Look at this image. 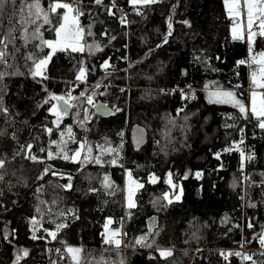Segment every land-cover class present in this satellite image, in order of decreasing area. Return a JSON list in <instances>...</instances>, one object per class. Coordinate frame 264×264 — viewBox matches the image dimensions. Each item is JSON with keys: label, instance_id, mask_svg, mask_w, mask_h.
Returning <instances> with one entry per match:
<instances>
[{"label": "trees", "instance_id": "obj_1", "mask_svg": "<svg viewBox=\"0 0 264 264\" xmlns=\"http://www.w3.org/2000/svg\"><path fill=\"white\" fill-rule=\"evenodd\" d=\"M50 2L42 0L45 8ZM25 3L0 6V38L17 29L7 65L0 64V71L15 73L0 79V264H73L67 246L82 249L80 264H264L257 239L264 235V129L235 105L206 98L211 90H230L247 103L252 88L249 44L231 37L224 0H159L139 12L128 0H81L85 50L56 52L35 77L34 62L48 48L23 38ZM57 24L38 21L43 39L55 38ZM38 25H26L28 32ZM252 49L264 51V37L254 36ZM81 67L85 80L76 79ZM50 94L76 98L59 126ZM103 106L106 112L97 114ZM133 125L147 134L137 149L129 140ZM53 140L66 141L70 156L77 141H87L101 163L84 162L87 149L79 162L49 159V150L58 151ZM125 172L143 185L132 208L123 203ZM109 219L108 228L121 234L119 249L104 243ZM59 224L67 227L53 239ZM141 236L152 246L135 244ZM158 249L172 255L161 257ZM222 252L241 256L225 259Z\"/></svg>", "mask_w": 264, "mask_h": 264}, {"label": "snow or ice", "instance_id": "obj_2", "mask_svg": "<svg viewBox=\"0 0 264 264\" xmlns=\"http://www.w3.org/2000/svg\"><path fill=\"white\" fill-rule=\"evenodd\" d=\"M12 3H15L16 0H11ZM95 4L100 5L102 4L103 0H94ZM128 2L133 6L134 10L139 12V6L144 5H152L155 3H158L159 0H128ZM5 3V0H0V6H2ZM225 6L227 8V13L230 18L234 21V26L232 29L233 38L234 39H242L243 32H247V38L249 41H252L254 36H260L264 37V0H224ZM115 7V3L112 5ZM63 10V11H61ZM109 14H114L111 12V9H109ZM84 15V12L81 7V0H51V2L48 4L47 8H45L42 4V0H30V2H27L23 7L20 9V27L23 29L24 36L23 38L27 41L29 37L31 36L32 39H39L41 41V44L46 46L50 49V51L47 53V55L39 59L38 61L34 62V68L32 70V75L35 76H43V71L48 62L51 60L52 56L58 52V51H71L73 53L75 52H83L85 50V46L82 42L83 40V34H84V28L80 25L79 17ZM246 18V26L242 27L240 24L241 17ZM53 18L57 19L58 24L53 27V31L55 32V39L53 40H47L43 39L42 33H41V26L38 25V21H43V24L50 25L53 22ZM125 18L121 17V23H125ZM187 23V21H185ZM26 25H38L34 28L32 33L28 32V29ZM254 26L258 29V31H253ZM169 33L168 35H171V28L172 24L169 22L168 24ZM17 29L12 28L9 29V31L0 38V64L7 65V57L9 55L8 52V45L11 43H14L16 40V36L13 35L14 32H16ZM88 35H91V31L87 33ZM165 42H167V37H165ZM40 45H37L39 47ZM89 51L91 52L92 46H88ZM97 50L99 49V46H96ZM28 59H32V56L30 55ZM252 62L257 63L259 65V76L260 79H257V72L254 71L252 73V84L254 88H264V53H260L259 60L254 56L252 57ZM240 64H244L245 61H239ZM251 66V65H250ZM105 69L109 67L108 61L106 60L104 64L102 65ZM86 69L81 67L79 71V75L76 77L77 80H85L86 79ZM15 73H7L0 71V79H3L5 75H11ZM46 78V77H45ZM99 85H97L98 87ZM175 91V90H173ZM81 96H85L84 92H81ZM212 96L216 97L217 100L215 102H223V103H233L236 107L239 108L241 113H244L245 115H251L257 118L258 120V126L261 129H264V93L259 94V106L257 105V97L258 93L256 91H253L251 93V107L250 109L246 108L245 104L236 97V94L232 91H222V92H214L211 94ZM50 99L55 101H63V105L58 106L57 104H53L52 107L49 109L50 112H54V114L57 116V119L55 123L57 126H59L60 119L63 115L68 114V108L71 107L69 101L72 99H76L74 97H71L69 94L68 99L66 100L64 96H57L55 94H50ZM88 104H93V96L88 95L86 97ZM4 111H7V109H3ZM87 119V116L85 117ZM83 123V122H81ZM47 132L51 134L53 132L52 128H47ZM67 133L69 136V139H72V129L69 127L67 129ZM64 132H61V137L64 136ZM242 142V141H241ZM79 148L76 149L73 154L70 156L67 151H65V148L67 146L66 141H52V144L57 145L58 151L54 154L51 150L48 151L47 156L49 159H53L54 156H60L62 155V158L65 160L71 159L73 162H79L82 151L84 149H87L86 155L83 156L84 162H88L89 160H93L95 163L99 164L101 163V160L99 157H92L90 154L92 153L93 149L92 146L88 144L87 141L84 142H78ZM100 147V146H97ZM27 148L31 150L32 145H27ZM41 151H45V149L41 148ZM230 149H225V151H229ZM102 151H115L113 149H102ZM243 156V153H241ZM219 156V153L217 154ZM32 160H36L37 157L30 156L29 157ZM252 157H248V159H251ZM111 163L115 164L116 160L113 159ZM4 161L0 160V167H3ZM45 173L48 172V169L45 168ZM200 173H197V176H199ZM129 177L131 178V173H129ZM2 179V177H0ZM71 177H69V180ZM153 183H155V180H152ZM103 183L106 187H110L109 183V177L106 175L103 178ZM168 183L171 184V174H169V180ZM66 187L70 188L71 183L66 185ZM137 187H143V185H137ZM95 191V189H93ZM182 191V190H181ZM133 191L130 188L129 189V197H128V207L132 208L135 207V204L132 200ZM164 197H168V193L164 194ZM179 199V197H177ZM171 201H169L170 203ZM36 223V221H34ZM112 223V220L109 219L107 223L105 224V233L104 235V243L109 245H115L116 249H119L122 243V240L120 237L119 230H109L108 226ZM67 227L66 224H59L57 225V228L55 231H51L49 234L52 236L53 239L57 238V233L60 231V229H63ZM248 227H252L251 224L248 225ZM37 237L34 235L33 239H36ZM260 244L264 246V235H260L257 237ZM147 240V236H141L136 239L135 244L145 246V247H151V244H146L145 241ZM154 243V242H153ZM61 249H56V252H60ZM82 249L77 247H67L66 254H69L70 261L73 262V264H80L79 260V254L81 253ZM159 254L161 257H169L172 255L171 249H158ZM23 255L27 256L28 251L26 249L23 250ZM221 255L225 256V259H227L228 255H235V256H241L240 252H232V253H221ZM245 260H251V256L244 255L242 257ZM20 259V256H17V261ZM120 264H123V260H121Z\"/></svg>", "mask_w": 264, "mask_h": 264}, {"label": "rangeland", "instance_id": "obj_3", "mask_svg": "<svg viewBox=\"0 0 264 264\" xmlns=\"http://www.w3.org/2000/svg\"><path fill=\"white\" fill-rule=\"evenodd\" d=\"M224 8H225V11H226V13H227V8H226V6H225V3H224ZM227 15H228V13H227ZM229 16V15H228ZM240 19V24H241V26L242 27H244V26H246V18L245 17H241V18H239ZM233 26H234V21H233V19L231 18V25H230V34H231V37L233 38V33H232V29H233ZM253 31H258V29L254 26V28H253ZM243 37L244 38H242V39H246V41L248 42V44H249V60H250V63H253L252 62V57H256L257 58V60H259V57H260V53H264V51H262V52H259V53H254L252 50V41H249L248 40V38H247V32L246 31H244L243 32ZM55 39V38H54ZM51 40H53V39H51ZM253 40V39H252ZM50 51V49L48 48V52ZM253 64H255V66H254V69H253V71L251 72V74H250V79H251V83H252V73L254 72V71H256L258 74H257V79H260V76H259V65L257 64V63H253ZM42 71H43V73H44V69H42ZM222 91H224V90H211V91H209L208 93H207V100L209 101V102H214V103H223V102H215L216 100H217V98L216 97H214V96H212L211 94L212 93H214V92H222ZM253 91H256L257 93H258V97H257V105L259 106V99H260V96H259V94H261L262 92V90H260V88H254L253 87V84H252V88H251V90H250V92H249V97H248V102L247 103H244V101L240 98V97H238L237 95H236V97L238 98V99H240L244 104H245V106H246V108H248V109H250V107H251V93L253 92ZM225 104H231V105H234L233 103H225ZM140 185V183L137 181V180H135L132 176H131V178L129 177V173L128 172H125L124 173V186H123V195H124V207L125 208H129L128 207V197H129V189L131 188L132 189V191H133V195H132V200H133V202H134V204H135V200H134V195H135V192H136V190L139 188V187H137V185ZM170 186L171 187H173V183H171L170 184ZM180 196H181V192H180V190H179V192L174 196V199H176L177 200V197H179V199H180ZM109 230H111V229H109ZM67 247H70V246H67ZM67 247H66V249H67ZM74 247H77V248H79L78 246H74Z\"/></svg>", "mask_w": 264, "mask_h": 264}, {"label": "water", "instance_id": "obj_4", "mask_svg": "<svg viewBox=\"0 0 264 264\" xmlns=\"http://www.w3.org/2000/svg\"><path fill=\"white\" fill-rule=\"evenodd\" d=\"M63 101H58L57 102V105L58 106H61L63 105ZM71 107L68 108V114L67 115H63L60 119V122H63V120H65L66 118L69 117L70 113H71V110H72V104L71 102H69ZM106 112V107L103 106L101 109L97 110V114L99 115H103L104 113ZM53 119L54 121H56L57 119V116L54 114L53 112ZM146 138H147V134H146V131L144 130L143 127L139 126V125H133L130 130H129V140H130V143L132 145L133 148L137 149L139 148L140 146H142L145 141H146Z\"/></svg>", "mask_w": 264, "mask_h": 264}, {"label": "crops", "instance_id": "obj_5", "mask_svg": "<svg viewBox=\"0 0 264 264\" xmlns=\"http://www.w3.org/2000/svg\"><path fill=\"white\" fill-rule=\"evenodd\" d=\"M219 90V89H218ZM260 90H264V88H260ZM224 91H230V90H224ZM233 92V91H232Z\"/></svg>", "mask_w": 264, "mask_h": 264}, {"label": "built area", "instance_id": "obj_6", "mask_svg": "<svg viewBox=\"0 0 264 264\" xmlns=\"http://www.w3.org/2000/svg\"><path fill=\"white\" fill-rule=\"evenodd\" d=\"M260 247H261V245H260ZM225 257V256H224Z\"/></svg>", "mask_w": 264, "mask_h": 264}]
</instances>
